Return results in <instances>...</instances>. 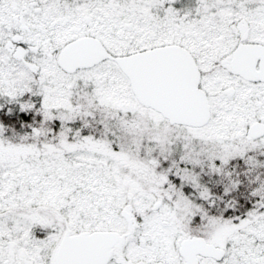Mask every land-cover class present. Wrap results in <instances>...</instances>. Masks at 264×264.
<instances>
[{
	"label": "snow or ice",
	"instance_id": "6c2138e0",
	"mask_svg": "<svg viewBox=\"0 0 264 264\" xmlns=\"http://www.w3.org/2000/svg\"><path fill=\"white\" fill-rule=\"evenodd\" d=\"M0 264H264V0H0Z\"/></svg>",
	"mask_w": 264,
	"mask_h": 264
}]
</instances>
